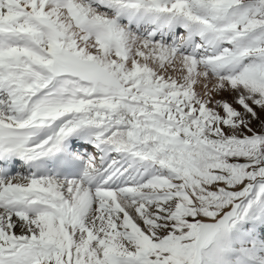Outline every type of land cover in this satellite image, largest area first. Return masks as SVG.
<instances>
[{"label": "snow or ice", "instance_id": "snow-or-ice-1", "mask_svg": "<svg viewBox=\"0 0 264 264\" xmlns=\"http://www.w3.org/2000/svg\"><path fill=\"white\" fill-rule=\"evenodd\" d=\"M0 264H264V0H0Z\"/></svg>", "mask_w": 264, "mask_h": 264}]
</instances>
